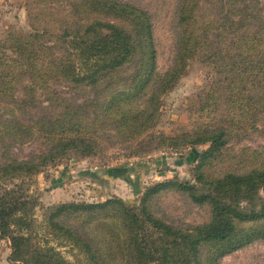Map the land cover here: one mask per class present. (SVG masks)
<instances>
[{
  "label": "rangeland",
  "instance_id": "obj_1",
  "mask_svg": "<svg viewBox=\"0 0 264 264\" xmlns=\"http://www.w3.org/2000/svg\"><path fill=\"white\" fill-rule=\"evenodd\" d=\"M121 1L150 13L157 51L156 72L163 75L173 63L178 36L177 9L184 0ZM189 2L194 17V48L199 51L192 53L173 86L160 94L157 112L146 127L130 125L128 129L113 109L105 111L103 106L116 91L130 87L132 64L105 74L96 85L51 80L46 89H35L34 101L25 94L28 79L21 78L14 83V100L10 103L0 100V127L7 120L31 125L43 117L69 111L81 118V126L90 140L92 153L71 152L48 162L23 183L30 196L28 206L37 219L38 237L42 241L46 235L50 239L48 245L55 247L67 264L93 263L71 241L43 233L44 215L52 207L114 198L138 206L146 188L165 180L188 183L198 192H211L195 179L199 154L210 144H190L191 137L212 129L225 130L226 143L200 168L205 180L228 172L242 174L264 168V86L258 85L264 73V0ZM95 18L97 14L85 0H0V39L12 29L27 33L47 29L54 34L52 42L61 28ZM204 49L208 61L199 57ZM249 63L254 67H246ZM146 96L135 100L129 108L145 109ZM8 143L0 134V160L3 146ZM49 146L44 135L36 131L31 140L12 145L6 153L20 160L28 159L47 151ZM257 195L264 198V187ZM241 204L246 206L245 201ZM145 205L153 216L174 228H190L208 222L211 217L207 203L198 204L186 192L172 188L148 197ZM109 217L108 222L116 225L112 212ZM64 221L85 239L95 238L91 225L94 221L85 223V218L74 214L65 216ZM99 232L111 237L106 228ZM92 244L99 249L110 246L102 244L100 237L93 239ZM217 248L213 244L201 246L203 264H213L211 256ZM10 253V241L0 238V264H13ZM215 263L264 264V239L224 252L216 256ZM106 264L128 263L116 257Z\"/></svg>",
  "mask_w": 264,
  "mask_h": 264
},
{
  "label": "trees",
  "instance_id": "obj_2",
  "mask_svg": "<svg viewBox=\"0 0 264 264\" xmlns=\"http://www.w3.org/2000/svg\"><path fill=\"white\" fill-rule=\"evenodd\" d=\"M85 1L97 18L61 28L52 42L54 34L47 29H33L29 33L12 29L0 39V100L6 103L14 100V83L21 78L28 79L24 85L25 94L34 101L35 89H46L51 80L96 85L105 74L132 64L130 87L116 91L103 106L105 111L113 109L114 115L128 129L146 127L157 112L160 94L173 86L192 53L199 51L194 48L192 36V2L184 3V0L177 9L178 36L173 63L159 77L150 13L121 0ZM205 51L200 50L202 61L209 60ZM246 67L250 69L254 65L249 63ZM258 85L264 86V73ZM145 96V109L133 111L129 108L131 103ZM32 123L7 120L0 127V134L9 141L3 146L0 160V238L10 241L13 264H67L61 253L48 245L50 239L46 235L42 241L38 237L37 219L31 213L32 207L28 206L30 196L23 189V183L48 162L62 159L71 152L88 155L93 148L76 113L62 111ZM36 131L50 143L47 151L21 160L6 153L12 145L31 140ZM189 141L193 145L210 144L199 154L195 176L196 182L211 189L210 193L198 192L185 182L165 180L146 188L138 206L117 198L100 203H61L45 213L44 228L52 232L44 230L43 233H53L56 238L71 241L93 264H106L116 257L128 264H203L200 260L203 244L219 247L211 256L216 264V256L264 239V198L257 195L264 187V168L242 174L228 172L219 178L205 180L200 168L226 143L225 130H208ZM167 188L186 192L198 204L207 203L210 220L180 229L153 216L145 200ZM244 201L246 206L241 204ZM111 212L116 217V225L108 222ZM72 214L85 218V223L94 221L91 225L95 238L100 237L102 244L110 246L94 247L92 240L95 238L85 239L64 221L65 216ZM101 228H106L111 237L101 234Z\"/></svg>",
  "mask_w": 264,
  "mask_h": 264
}]
</instances>
